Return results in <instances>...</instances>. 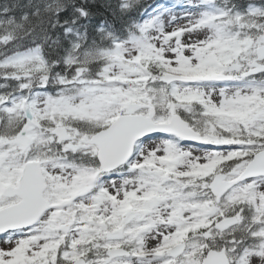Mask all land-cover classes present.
Instances as JSON below:
<instances>
[{"label":"snow or ice","instance_id":"snow-or-ice-1","mask_svg":"<svg viewBox=\"0 0 264 264\" xmlns=\"http://www.w3.org/2000/svg\"><path fill=\"white\" fill-rule=\"evenodd\" d=\"M0 264H264V0H0Z\"/></svg>","mask_w":264,"mask_h":264}]
</instances>
